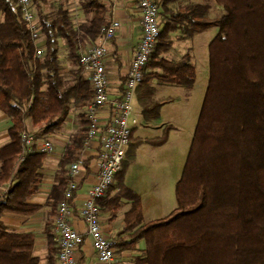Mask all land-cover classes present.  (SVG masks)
Instances as JSON below:
<instances>
[{"label":"trees","instance_id":"1","mask_svg":"<svg viewBox=\"0 0 264 264\" xmlns=\"http://www.w3.org/2000/svg\"><path fill=\"white\" fill-rule=\"evenodd\" d=\"M108 1L106 5L82 0L85 19L76 23L64 2L31 0L44 38L43 56L37 59L14 0H0V111L11 121L9 141L0 147V216L32 215L42 207L30 199L40 184L46 154L27 152L19 160L26 121L40 132L36 140L58 131L70 113H75L78 124L58 161L55 184L45 203L50 217L44 225L48 264H55L57 252L51 220L67 187V166L82 148L84 108L92 98L78 59L109 18L112 1ZM154 1L159 36L135 92L145 124L157 121L161 106L169 102L154 98L152 80L186 89L195 82L188 53L172 61L163 57L173 44L172 34L188 40L217 29L207 45V83L174 185L175 207L162 218L144 222L139 195L124 183L137 146H162L173 128L166 125L153 139L133 138L131 131L121 170L97 201L99 210L113 220L127 205L121 230L113 239L118 253L139 250L132 264H264V0H212L223 10L215 17L208 16L207 0ZM50 8L52 14L46 11ZM60 49L73 70L62 64ZM87 164L88 159L84 168ZM5 184L8 187L2 191ZM33 245L31 233L15 232L0 221V264H38Z\"/></svg>","mask_w":264,"mask_h":264},{"label":"built area","instance_id":"2","mask_svg":"<svg viewBox=\"0 0 264 264\" xmlns=\"http://www.w3.org/2000/svg\"><path fill=\"white\" fill-rule=\"evenodd\" d=\"M119 1V0H118ZM23 23L34 43V56H43V46L35 11L31 0H14ZM117 0L109 18L99 29V37L89 42L80 53L78 66L87 80L92 92L91 101L84 108L86 122L85 137L81 152L95 159L97 171L84 198L77 209L73 210L79 177L85 171V158L81 155L67 166V187L63 200L58 203L52 226V240L56 252V264H79L78 255L85 240L89 239L94 251L96 264H118L119 253L113 238L103 228L101 212L97 201L114 185L115 176L121 170L125 152L134 127L135 92L141 83L145 66L153 52L159 36V9L154 0H133L139 15L140 37L124 73L114 87L109 80L111 57L110 43L115 39L120 22L115 17ZM20 139L23 154L38 151L49 154L53 151L51 141L36 140L25 130ZM81 223L78 229L75 222Z\"/></svg>","mask_w":264,"mask_h":264},{"label":"rangeland","instance_id":"3","mask_svg":"<svg viewBox=\"0 0 264 264\" xmlns=\"http://www.w3.org/2000/svg\"><path fill=\"white\" fill-rule=\"evenodd\" d=\"M81 1L71 0L69 2V4L74 3L71 4L70 11L76 23H82L85 19L79 5ZM198 1L205 3L203 0ZM118 3L119 1L117 0L114 4ZM122 3H125L132 21L137 20L136 8L131 0H123ZM206 3L210 6L209 17L220 16L223 13L221 7L214 5L212 0H207ZM115 9L117 14L118 7L115 6ZM46 11L52 14L54 9L50 8ZM115 17L119 20L117 15ZM216 33V28H209L188 40H181L179 39L180 34L174 33L172 34L173 44L170 50L163 54L166 60L172 61L188 53L190 62L195 67V82L191 89L169 84H157L156 80L150 82L156 88L155 99L169 98V102L161 106L159 118L152 125L159 126L162 130L166 125H171L173 129L169 131L165 144L160 147H152L147 144L138 145L135 150V157L124 174L125 185L135 190L140 196L144 222L162 218L175 207L174 185L182 171L206 88L208 74L207 45ZM86 44L83 48H85ZM59 57L67 70L74 69L65 60L62 49L59 50ZM111 67L114 68L115 65L111 64ZM117 75L120 77L122 74L118 73ZM109 80L112 84L117 82L115 72L112 73ZM134 112L137 122L141 125L145 124L137 114L138 108L136 106L134 107ZM157 134L155 128H151V126L144 131L137 130L135 133L136 136L146 137V139H153ZM34 136L36 137V135ZM105 218H103L104 221L106 220ZM106 234L111 238L116 236L111 230L110 233ZM140 244L142 245V242ZM135 253L139 254L140 252L136 250L133 256H129V264H132Z\"/></svg>","mask_w":264,"mask_h":264},{"label":"crops","instance_id":"4","mask_svg":"<svg viewBox=\"0 0 264 264\" xmlns=\"http://www.w3.org/2000/svg\"><path fill=\"white\" fill-rule=\"evenodd\" d=\"M51 2L58 1V2H64L66 7L71 10L72 6L71 4H74L73 2L69 4L71 0H49ZM101 2L105 3L106 5L109 4L108 0H102ZM123 0H119V3L117 5V16L120 20V28L117 31L115 39L110 43V50H111V57L107 61V65L110 68V75H112L113 72H115V78L116 83L112 84L113 87L118 84V79L120 77L117 75L118 73L123 74L126 70L128 63L132 57L133 51L135 49V46L138 42V39L140 37V26H139V15L137 13V20L132 21V19L129 17V12L127 11V7L125 3H122ZM133 3V0H131ZM134 5V3H133ZM111 10V8H110ZM2 21V15L0 13V22ZM40 44H44V38L42 37L40 40ZM111 64H114L115 67H111ZM111 77V76H110ZM138 108V115L140 116V109L137 106L136 101L134 100V107ZM136 114V115H137ZM133 118L135 120L134 127L132 129V137L133 138H141L146 139V137L136 136L135 133L137 130L144 131L147 127L151 126V128H155L156 136L157 137L161 133V128L159 126H154L152 123L150 124H143L141 125L139 122H137L135 112L133 115ZM75 113H70L64 123L62 124L61 128L52 133L48 136H42L40 139H46L51 141L53 145V151L49 154L45 155V158L42 161V166L39 169V174L41 175L40 184L38 186L37 192L35 195L30 199V202L40 204L42 207L38 212L32 215H23V214H13V213H2L0 216V221L10 230H13L18 233H31L34 236V245L32 249L33 256L37 257L38 264H48L47 263V256H48V244H47V237L44 231V225L49 217V207L45 204L47 200V196L52 188V186L55 184V174L57 171V165L58 161L60 160L62 153L64 151L65 146L67 145L70 137L72 136L73 132L77 128V121H76ZM142 120V119H141ZM76 121V122H75ZM143 122V120H142ZM144 123V122H143ZM26 130L31 132L34 135L39 136L40 132L33 129L30 126V123L26 121ZM11 126V121L9 118H7L1 111H0V147L4 146L6 143H8L9 138L7 135V129ZM173 129V128H172ZM172 131V130H171ZM165 144V143H164ZM163 144V145H164ZM150 146V145H149ZM153 147V146H152ZM160 147V146H159ZM80 150L79 155L82 154ZM32 152V151H31ZM82 156L85 158V160L88 159V164L85 168V171L81 173V176L79 177V183L77 188V194L74 202L73 210L77 211L79 208L83 198L85 191L92 183L94 176L97 171V166L95 159L87 154H82ZM67 170V169H66ZM127 186V185H126ZM8 187V184H5L1 190L4 191ZM128 187V186H127ZM130 188V187H129ZM133 190V189H132ZM135 191V190H134ZM140 197V196H139ZM127 205L125 204L123 206V209H121L117 216L111 220L109 218V215L107 214H101V217L105 218L104 221L102 218V224L103 228L106 233H110V230L114 234H118L122 227V220H123V212L126 210ZM143 215V211H142ZM144 221V220H143ZM51 222H53L51 220ZM75 225L78 229L82 228V225L80 222L76 221ZM53 226V225H52ZM113 234V236H115ZM113 238V237H112ZM115 238V237H114ZM53 241V240H52ZM54 243V242H53ZM139 247L141 246L138 245ZM137 246V247H138ZM55 247V245H54ZM133 251H122L119 253V263L118 264H129L128 259L133 256ZM138 253H135L137 255ZM134 255V256H135ZM130 256V257H129ZM89 258V260H88ZM56 259V257H55ZM78 263L79 264H96L95 257H94V251L91 245V241L89 239L85 240L84 244L82 245L81 251L78 255ZM56 264V261H55Z\"/></svg>","mask_w":264,"mask_h":264}]
</instances>
